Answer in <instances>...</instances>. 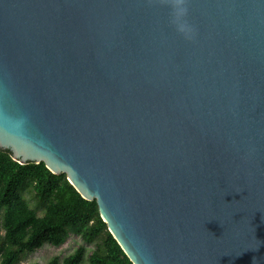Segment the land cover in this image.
<instances>
[{"label": "water", "instance_id": "water-1", "mask_svg": "<svg viewBox=\"0 0 264 264\" xmlns=\"http://www.w3.org/2000/svg\"><path fill=\"white\" fill-rule=\"evenodd\" d=\"M0 0V148L88 200L134 264H264V0Z\"/></svg>", "mask_w": 264, "mask_h": 264}, {"label": "trees", "instance_id": "trees-1", "mask_svg": "<svg viewBox=\"0 0 264 264\" xmlns=\"http://www.w3.org/2000/svg\"><path fill=\"white\" fill-rule=\"evenodd\" d=\"M71 234L81 243L45 264H134L96 200L84 198L65 173L52 172L44 162L20 163L0 148V264H19L25 253L60 246Z\"/></svg>", "mask_w": 264, "mask_h": 264}, {"label": "rangeland", "instance_id": "rangeland-1", "mask_svg": "<svg viewBox=\"0 0 264 264\" xmlns=\"http://www.w3.org/2000/svg\"><path fill=\"white\" fill-rule=\"evenodd\" d=\"M79 243H81V239L77 235L71 234L67 241L60 246L45 244L35 251L25 253L19 264H45L52 256L64 257L68 255Z\"/></svg>", "mask_w": 264, "mask_h": 264}, {"label": "clouds", "instance_id": "clouds-1", "mask_svg": "<svg viewBox=\"0 0 264 264\" xmlns=\"http://www.w3.org/2000/svg\"><path fill=\"white\" fill-rule=\"evenodd\" d=\"M173 8V22L176 23L178 30L184 31L183 17L186 9L183 7L184 0H170Z\"/></svg>", "mask_w": 264, "mask_h": 264}]
</instances>
